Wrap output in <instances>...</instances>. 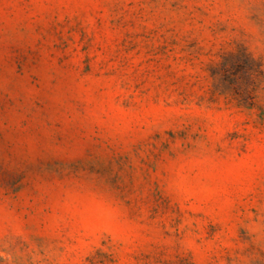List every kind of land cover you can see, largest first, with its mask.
<instances>
[{
	"label": "rangeland",
	"instance_id": "rangeland-1",
	"mask_svg": "<svg viewBox=\"0 0 264 264\" xmlns=\"http://www.w3.org/2000/svg\"><path fill=\"white\" fill-rule=\"evenodd\" d=\"M0 264H264V0H0Z\"/></svg>",
	"mask_w": 264,
	"mask_h": 264
}]
</instances>
